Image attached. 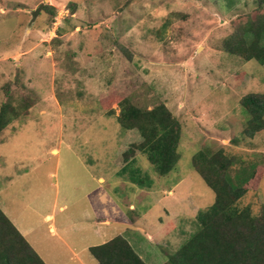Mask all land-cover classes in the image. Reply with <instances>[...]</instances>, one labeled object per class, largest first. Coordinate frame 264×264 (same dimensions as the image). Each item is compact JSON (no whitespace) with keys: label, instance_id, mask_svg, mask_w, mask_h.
Segmentation results:
<instances>
[{"label":"rangeland","instance_id":"obj_1","mask_svg":"<svg viewBox=\"0 0 264 264\" xmlns=\"http://www.w3.org/2000/svg\"><path fill=\"white\" fill-rule=\"evenodd\" d=\"M254 2L0 0V107L8 104L16 116L0 132V153H6L0 164L31 167V177L18 183L32 184L35 193L39 182L47 197L65 204L64 211L47 207L51 222L29 223L28 238L37 239L48 264L94 262L88 248L117 236L138 244L146 264L165 263V254L197 230V214L214 202L192 167L202 147L237 160L230 177L253 163L263 167L257 187L238 202L259 213L264 129L245 134L249 116L240 100L264 94V67L223 46L246 22L264 16V5ZM41 3L54 14L43 6L28 28ZM121 99L146 110L162 104L179 123V158L167 175L137 156L149 188L119 176L113 164L123 139L116 120ZM102 219L111 224L97 222Z\"/></svg>","mask_w":264,"mask_h":264},{"label":"trees","instance_id":"obj_2","mask_svg":"<svg viewBox=\"0 0 264 264\" xmlns=\"http://www.w3.org/2000/svg\"><path fill=\"white\" fill-rule=\"evenodd\" d=\"M254 3L261 8L264 0ZM44 10L54 14L50 5H44ZM223 46L229 54L264 67V16L246 22L239 32L225 39ZM240 104L249 116L244 132L251 138L264 129V94L249 93ZM118 105L116 120L123 139L113 164L119 176L149 188L151 180L136 167L137 156L145 155L158 176L167 175L179 158V123L162 104L146 110L121 99ZM11 112L8 104L1 105L0 132L16 117L10 116ZM235 161L223 150L212 152L208 147L193 156L192 167L214 193V202L197 214V230L175 252L165 254L163 264H264V204L256 216L248 207L238 206L245 193L257 187L263 167L253 163L249 170L230 177ZM232 179H238L237 185ZM88 252L97 264H146L121 236L90 247ZM0 264H44L1 211Z\"/></svg>","mask_w":264,"mask_h":264},{"label":"crops","instance_id":"obj_3","mask_svg":"<svg viewBox=\"0 0 264 264\" xmlns=\"http://www.w3.org/2000/svg\"><path fill=\"white\" fill-rule=\"evenodd\" d=\"M2 158H6L5 152L0 153V159ZM18 164H20V160L18 161L17 165ZM14 167L15 166L9 168L8 170L2 168L0 164V211L21 234V236L35 251L39 258L44 262V264H48L45 258H43L35 248V244H33L37 239L35 237H32L34 240L32 243V240L28 238L29 234L31 235L33 232V229L29 223H32V220H40L41 218L43 221L50 220L51 222L53 220V214H50L48 212L47 207L49 205H52V209L56 207L59 211H64L65 204L56 197H53L52 199L47 197V194L43 190V185L39 182L35 183V186H37L36 188H38L35 193H33L32 191V184L28 185L27 183H18L19 180H25L27 176L31 177L33 169L27 166L22 167L17 171ZM12 189L14 191H12ZM97 222L105 224L106 226H109L111 224L109 219H102L99 221L97 220ZM47 228L52 234L56 233V227L54 224L47 225ZM150 237L151 236H149V238ZM126 240L133 248V250L140 256V254L138 253V249L140 248V246L138 244L133 245L131 244L132 242H130L128 239ZM61 242L64 246L68 247L63 239L61 240ZM89 264L97 263L95 261H92Z\"/></svg>","mask_w":264,"mask_h":264},{"label":"water","instance_id":"obj_4","mask_svg":"<svg viewBox=\"0 0 264 264\" xmlns=\"http://www.w3.org/2000/svg\"><path fill=\"white\" fill-rule=\"evenodd\" d=\"M43 6H44V3H41L35 10L30 12L31 19L27 25L28 28H30L32 26V23L35 21L36 17L38 16L40 11L42 10Z\"/></svg>","mask_w":264,"mask_h":264},{"label":"built area","instance_id":"obj_5","mask_svg":"<svg viewBox=\"0 0 264 264\" xmlns=\"http://www.w3.org/2000/svg\"><path fill=\"white\" fill-rule=\"evenodd\" d=\"M57 21V20H56Z\"/></svg>","mask_w":264,"mask_h":264}]
</instances>
